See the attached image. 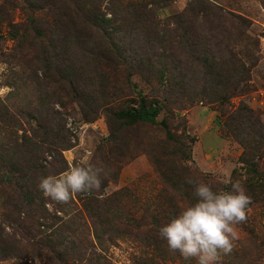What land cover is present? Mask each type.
<instances>
[{
  "label": "rangeland",
  "instance_id": "rangeland-1",
  "mask_svg": "<svg viewBox=\"0 0 264 264\" xmlns=\"http://www.w3.org/2000/svg\"><path fill=\"white\" fill-rule=\"evenodd\" d=\"M147 1L119 0L122 6ZM191 1L175 0L168 6L156 9L154 16L156 20L161 21L159 26L166 25L164 21L168 16L183 12ZM209 1L248 20L247 34L254 44H237L235 50L248 66L250 80L242 84L234 94L229 90L228 101L232 107L243 103L253 109L264 123V0ZM106 5L107 2L102 4L101 9L107 13L106 17L110 18L111 14L104 9ZM115 10L118 17L115 26L118 27L121 23L123 26L119 28V32L128 33L126 25H132L133 18L129 13L119 14L118 10ZM29 17L40 18L42 22L39 27L46 33L47 27L55 26L48 7L34 9L28 7L24 0H0V100L13 112L19 107H25L24 109L28 107L32 113L37 108L48 107L56 110L58 115L55 120L59 119L66 126L73 143L72 147L62 153L68 169L70 165L76 164L93 163L104 166L107 175L102 176L100 197L112 198L115 194L108 203L119 205L121 221L125 222L127 217L129 222H126L133 226L124 227L111 216L102 218L99 225L98 220L88 218L85 213V217L78 215L75 225H70L76 232L74 238L67 231L63 233L68 250L63 261L58 260L51 250L43 246H29L23 241L17 245L23 250V258L0 260V264H197L195 259L185 260L178 252H170L166 241L160 238L159 232L155 233L153 230L155 227L151 216L160 215L164 211L167 219L173 212H178L179 215L181 209L190 201L183 196V187H179V192H173L170 184L162 183L157 169L144 149L154 148L156 152L164 154V150L161 149L164 145L166 147L164 162L168 164V169L176 173L180 183L186 181L187 186H193L188 183L189 180L194 183L203 181L215 188L228 185L232 170L240 166L238 158L242 153V147L226 133L224 118L215 111L216 104L209 103L214 97L213 89L209 87L212 85L210 79L205 80V85L204 78L201 79L198 75L197 79H191V82L181 89L184 93L175 90L172 84H167L166 79L162 82L156 80L153 71L159 67L162 60L166 66V54L154 62V70L145 67L143 63L147 64L154 52L161 53L165 49L166 53V37L162 41L153 40L141 31L144 29L134 30V33L130 32L124 39L126 46L137 53L135 58L140 66L135 69H131L129 64H124L125 61L111 70L102 60L95 59V53L105 49L95 36H91L88 46L84 44L83 48L78 44L79 36L70 31L66 33L70 45L58 40L60 44L65 45L62 48L56 43L58 49L67 51L66 58L59 61L65 62L66 67L69 65H72L73 69L77 67L78 77L82 81L84 78L87 81L81 85V89L89 98L87 110L104 104H108L104 107L113 109L135 105L138 97L142 96L156 98L160 107L156 121L166 119L167 130L174 135L175 140H185L188 146L187 152L190 157L187 159L186 155L182 159L181 153L177 147L175 148L176 144L174 141H167L161 127H139L133 136L127 138L129 135H124L127 142L136 139L137 141L131 142L121 162L118 164L112 162V170L109 171L107 161L111 163L110 152L113 147L107 141L109 131L104 116L100 114L94 121L85 122L81 107L69 91L62 90L57 82L44 78L42 59L51 62L56 54L52 52L51 47H44L43 43L46 41L36 38V32L29 26ZM14 27L19 29V37L15 40L10 37ZM49 36L50 34H47V37ZM249 54L256 56L253 65H250L246 58ZM125 55L128 58L127 52ZM100 72L105 75L106 80L100 79L98 75ZM189 75L187 74V77ZM204 87L207 94L201 92ZM169 90L179 93L175 95L173 92L169 93ZM38 96L45 100L39 101ZM41 102L45 104L43 107ZM21 121L27 131H30L29 127L36 126L32 119L26 117ZM20 133L21 131H18L17 135ZM9 134L14 135L0 125V138L8 137ZM138 139L150 144V148L138 146ZM160 168L165 166L162 165ZM75 197L72 199L74 205L70 204L71 207L64 210L69 216L80 209ZM48 201L47 208L54 214L57 206L51 203V199ZM146 209L149 213L144 215L143 210ZM63 213H57L58 217H64ZM247 217L246 223L236 226L238 238L234 241L233 251L227 255L221 253L218 264H264V202L256 209L248 211ZM57 223L60 222L56 219L46 222V225H52L53 229ZM116 228L120 230L115 231ZM6 232L20 240L21 233L18 227L14 226L13 229L8 227ZM96 232L101 238L99 242L94 237ZM77 254L81 256L77 258Z\"/></svg>",
  "mask_w": 264,
  "mask_h": 264
},
{
  "label": "trees",
  "instance_id": "trees-1",
  "mask_svg": "<svg viewBox=\"0 0 264 264\" xmlns=\"http://www.w3.org/2000/svg\"><path fill=\"white\" fill-rule=\"evenodd\" d=\"M173 1L175 0H148L122 6L119 0H24L30 8L48 7L53 23L55 22L54 27H47L46 33L39 27L42 22L40 18H28L29 26L36 32V38L46 41L43 43L44 47H51L52 52L56 54L51 62L46 61L45 58L42 59L44 78L57 82L62 90L69 91L81 107L85 122L94 121L100 114L105 118L109 131L107 141L113 147L110 152L111 163L107 161L109 171L112 170V162L115 164L121 162L131 142L137 141L136 139L127 142V138L133 136L139 127H161L167 141H174L173 143L176 144L175 148L177 147L181 153L182 159L186 155L187 159L190 157L187 152L188 146L185 140H175L174 135L167 130L166 119L156 121L160 112L156 98L142 96L138 97L135 105L113 109L104 107L108 105L104 104L101 107L87 110L88 94L81 89V85L87 81L85 78L82 81L78 77L77 67L75 69L72 65L66 67L65 62L59 61L66 58L67 51L66 49L59 50L56 43L60 44L58 40H61L65 45H70L71 42L66 34L68 31L79 36L78 44H81V47L91 41V36H95L100 45L105 46V49L98 51L97 54L94 52L95 59L102 60L103 64L111 70L125 61L124 64H129L131 69H135L140 66L135 58L137 53L128 45L126 46L124 39L130 32L134 33V30L144 29L141 31L153 40L162 41L166 37V53L165 49L161 53L154 52L147 64L143 63L145 67L154 70V62L162 59L166 54V66L163 65L162 60L159 67L153 71L156 80L162 82L166 79L167 84H172L175 90L184 93L181 89L191 82V79H197L198 75L201 79L203 77L204 81L210 79L212 85L209 87L213 89L214 97L209 103L216 104L215 111L224 118L223 125L226 133L242 147V153L238 158L240 166L232 170L228 185L222 188L213 187V190L230 191L231 182L239 181L251 197L250 210H254L264 202V123L260 121L259 115L253 109L243 103L232 107L228 101L229 90H232L234 94L242 84L250 80L249 68L239 56V52L235 50L237 44H254L247 34L248 20L222 9L209 0H192L183 12L168 16L164 21L166 25L160 27L161 21L156 20L154 12L156 9L168 6ZM106 2L108 5L104 9L111 14L110 18H107V13L101 9L102 4ZM115 9L119 14L129 13L133 18V24L126 25V30H128L126 34L119 32V28L123 26L121 23L118 27L114 24L118 22ZM47 34L50 36L47 37ZM60 36H63L62 39H59ZM10 37L13 40L17 39L19 29L14 27ZM64 44H60V47L64 48ZM126 52L129 55L128 58H126ZM246 58L248 63L253 65L256 56L249 54ZM128 74L130 75V71ZM187 74L191 75L187 77ZM98 75L100 79L106 80L101 72ZM172 92L175 95L179 93L169 90V93ZM201 92L207 94L206 88H202ZM38 100L44 101L45 99L38 96ZM44 105L41 102V107ZM24 108L19 107L13 112L6 103L0 100V125L5 131L14 133L13 136L9 134L8 137L0 138V260L22 259L23 250L17 245L24 241L29 246H43L51 250L58 260L63 261L68 254L67 242H65L66 238L63 233L67 231L74 238L76 232L70 225H75L74 222L78 219V215L85 217V213L88 218L98 220L99 225L102 218L111 216L124 227L133 226L128 223L127 217H125V222L121 221L119 205L114 206L108 203L115 197V194L112 198H101V194L96 195L95 192L91 195L77 194L75 200L80 209L75 210L72 216L64 210L71 207L70 204L74 205V200L68 204L52 201L51 203L57 206L55 213L52 214L48 210L47 205L50 199L39 190L40 179L50 174L59 175L68 169L62 153L72 147L73 143L66 126L59 119L55 120L58 115L56 110L48 107L37 108L32 113L28 107ZM23 116L35 122L34 128L29 127L30 131L23 127L21 121ZM26 122L28 124V121ZM18 131H21L20 135H17ZM124 135L129 136L126 138ZM138 144V146L143 145L150 148V144H146L141 139H138ZM161 149L164 150V154L156 152L154 148L144 150L150 156V161L157 169L162 183L170 184L173 192H179V187H183V196L189 199V203L194 202L193 186H187L186 181L180 183L176 173L168 169V164L164 162L166 147L163 145ZM162 165L165 168H160ZM57 213H63L64 217H58ZM148 213L147 209L143 210L144 215ZM67 216L68 218H65ZM176 216L178 212H173L167 219L165 211L160 215L151 216L155 227L154 232H159L162 226ZM56 219L60 223H57L55 228L52 229V225H46V222ZM14 226L18 227L21 233L20 240L6 232L8 227L13 229ZM119 230V228L115 229V231ZM94 237L98 242L101 239L97 232ZM93 254L96 255L95 252ZM80 256V254L76 255L77 258Z\"/></svg>",
  "mask_w": 264,
  "mask_h": 264
},
{
  "label": "clouds",
  "instance_id": "clouds-1",
  "mask_svg": "<svg viewBox=\"0 0 264 264\" xmlns=\"http://www.w3.org/2000/svg\"><path fill=\"white\" fill-rule=\"evenodd\" d=\"M104 166L93 163L70 165L59 175L42 177L39 190L46 198L68 204L77 194L99 193ZM193 184L195 201L183 207L178 216L159 229L168 250L197 264H218L221 253L233 251L238 238L236 226L247 222L251 197L239 181L231 182L230 191H214L210 183Z\"/></svg>",
  "mask_w": 264,
  "mask_h": 264
}]
</instances>
